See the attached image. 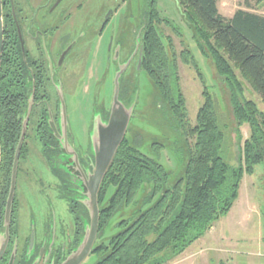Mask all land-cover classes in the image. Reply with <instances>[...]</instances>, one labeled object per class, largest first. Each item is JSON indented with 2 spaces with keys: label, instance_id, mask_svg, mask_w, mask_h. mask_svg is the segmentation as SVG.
<instances>
[{
  "label": "trees",
  "instance_id": "trees-1",
  "mask_svg": "<svg viewBox=\"0 0 264 264\" xmlns=\"http://www.w3.org/2000/svg\"><path fill=\"white\" fill-rule=\"evenodd\" d=\"M178 1L199 49L223 79L238 139L242 142L240 127L244 124H249L250 134L242 144L239 163H228L221 155L225 133L219 124L216 101L206 85L196 121H191L178 60L193 65L202 78L203 74L190 48L178 52L171 37L167 44L163 42L164 23L177 34L182 32L160 15L157 0H151L143 70L187 145L189 156L184 176L174 182L158 159L125 137L99 190V241L92 253L101 257L94 264L167 263L161 254L177 256L209 231L233 207L245 174L254 173L255 167L264 163V111L246 97L243 81L264 101V14L259 12L264 0H256L251 10L237 9L230 17L220 12L219 0ZM19 112L7 105L5 87L0 85V223L21 134ZM132 203L138 205L136 210L117 222L120 229L106 243L104 235L112 219Z\"/></svg>",
  "mask_w": 264,
  "mask_h": 264
},
{
  "label": "flooded vegetation",
  "instance_id": "flooded-vegetation-1",
  "mask_svg": "<svg viewBox=\"0 0 264 264\" xmlns=\"http://www.w3.org/2000/svg\"><path fill=\"white\" fill-rule=\"evenodd\" d=\"M2 2L4 48L0 85L5 87L7 105L20 110L21 134L26 124L17 179L21 162H27L23 167L24 183L39 196L44 194L53 208L51 215H46L40 223L30 211L29 230L26 228L27 232L23 233V203H18L16 183L8 231L5 215L9 192L0 223V264H62L79 245L90 223L87 181L96 162L93 146L87 149L77 142L70 128L67 88L78 94L89 90V82L97 74L102 75L101 81L111 79L108 101L103 96L104 99H94L91 103L97 109L94 117L97 128L100 122L110 118L116 76L124 68L118 98L127 107L131 105L129 100L137 88V73L143 71L144 33L151 0H146L139 26L132 30L131 38L125 32L116 35L107 30L120 4L108 6L103 12L104 4L100 5L99 0ZM99 17H102L100 25L95 28ZM93 28L98 29L96 40ZM32 133L35 146H40L36 152L27 148V139ZM33 156L41 161L42 169L28 164ZM25 195L26 191L22 200H27ZM62 200L68 202L72 221L59 215L54 207V201Z\"/></svg>",
  "mask_w": 264,
  "mask_h": 264
},
{
  "label": "rangeland",
  "instance_id": "rangeland-1",
  "mask_svg": "<svg viewBox=\"0 0 264 264\" xmlns=\"http://www.w3.org/2000/svg\"><path fill=\"white\" fill-rule=\"evenodd\" d=\"M99 1L100 5L104 4L103 12L108 6L112 8L120 4L118 13L109 23L107 30L116 35H123L125 32L128 38L133 37L131 32L139 26L140 15L147 5L146 0ZM256 5V0H219L218 2L220 12L227 17L232 16L239 8L251 10ZM156 6L160 15L172 21L182 32L179 35L170 25L164 23L162 25L163 42L167 44L168 37H171L178 52L185 47L190 48L203 74L204 80L193 65L184 63L181 59L178 60L181 86L187 100L189 118L193 123L196 121L198 110L204 101L203 89L205 85L208 86L216 101L219 124L225 133L221 155L231 165H237L242 144L250 134L249 124L240 127L241 136H243L241 142L236 133L237 125L231 117L230 103L226 97L223 79L216 73L213 63L199 49L192 36L193 32L184 19L179 1L157 0ZM101 19L102 17H99L95 28L99 27ZM89 22H92V17L89 18ZM97 30L93 32L96 35L94 40L97 39ZM137 75L138 78L135 77L137 88L131 95L132 102L136 99V103L126 137L144 153L158 159L171 172V181L175 182L185 174L189 156L188 147L171 123L167 109L157 95L147 72L143 70ZM101 77L102 75L97 74L89 82L88 92L83 90L77 94L75 90L67 88L69 125L72 133L77 137V142L80 141L87 149L90 145L93 146L96 128L94 117H96L97 109L92 106V100L100 101L105 96L108 101L111 95L109 89L112 86L111 79L110 82L106 79L101 81L99 79ZM243 81L246 97L255 100L259 108L264 111V101L260 94L253 90L248 82ZM33 135L32 133L27 139V148L36 152L40 146H35L36 141L32 139ZM28 164L42 169V163L38 157L33 156ZM26 166L27 162H21L16 190L18 203H23V209L21 208L23 233L27 232L26 228L29 230L32 219L30 211L31 214H35V218L40 223L46 215H51L52 207L44 194L42 197L39 196L34 188L27 187L24 183L23 167ZM24 191H26L27 200H22ZM141 192L142 190L139 191L137 199L140 198ZM51 198L55 199L52 194ZM54 205L59 215H64L68 221H72L67 201H54ZM137 206L132 203L114 216L104 235L106 243L109 242L110 236L120 229L116 227L117 222L129 218ZM161 256L168 259L167 264H264V163L258 164L254 173L245 174L240 185L239 196L227 215L217 220L209 231L192 242L181 254L171 256L170 253L165 252ZM100 257L97 253H91L81 264H94Z\"/></svg>",
  "mask_w": 264,
  "mask_h": 264
},
{
  "label": "water",
  "instance_id": "water-1",
  "mask_svg": "<svg viewBox=\"0 0 264 264\" xmlns=\"http://www.w3.org/2000/svg\"><path fill=\"white\" fill-rule=\"evenodd\" d=\"M4 48V22H3V2L0 0V76L2 67V56ZM141 61L139 62L140 66ZM124 68L118 71L115 80V99L112 107L110 118L107 122H100L95 129L93 138V148L95 152V166L93 171L89 175L87 181L88 187V201H86L90 210V223L86 227L85 234L79 243V245L70 253L67 259L62 264H81L93 251L94 244L98 237L99 232V218H100V206L98 200V192L101 187L102 181L112 164L114 157L122 144L128 126L133 115V109L136 103V99L131 103L130 106H126L122 101L119 100V88H120V77ZM64 116L66 117V111L64 108ZM26 135V124L23 126L22 134L16 147L10 191L6 205L5 221L7 224V231L12 216V206L15 197L17 173L19 165V157L21 148ZM2 160V147L0 138V168Z\"/></svg>",
  "mask_w": 264,
  "mask_h": 264
},
{
  "label": "crops",
  "instance_id": "crops-1",
  "mask_svg": "<svg viewBox=\"0 0 264 264\" xmlns=\"http://www.w3.org/2000/svg\"><path fill=\"white\" fill-rule=\"evenodd\" d=\"M259 12L264 14V7L261 10H259Z\"/></svg>",
  "mask_w": 264,
  "mask_h": 264
},
{
  "label": "built area",
  "instance_id": "built-area-1",
  "mask_svg": "<svg viewBox=\"0 0 264 264\" xmlns=\"http://www.w3.org/2000/svg\"><path fill=\"white\" fill-rule=\"evenodd\" d=\"M162 264H167V263H162Z\"/></svg>",
  "mask_w": 264,
  "mask_h": 264
}]
</instances>
